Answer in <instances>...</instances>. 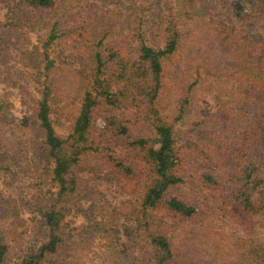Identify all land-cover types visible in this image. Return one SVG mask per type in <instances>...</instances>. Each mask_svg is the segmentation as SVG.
<instances>
[{"label":"trees","instance_id":"16d2710c","mask_svg":"<svg viewBox=\"0 0 264 264\" xmlns=\"http://www.w3.org/2000/svg\"><path fill=\"white\" fill-rule=\"evenodd\" d=\"M18 1L41 21L61 5ZM174 1L152 30L155 46H133L98 10L61 18L66 30L48 43L59 39L80 62H94L96 78L66 137L51 123L49 86L35 102L32 126L53 162L56 197L37 205L45 240L15 263L8 240L17 233L0 218V264H81L65 221L91 170L106 171L135 215L123 238H108L102 264H264V0ZM184 32L199 58L225 61L234 83L187 84L173 59ZM45 60L52 68L47 52ZM184 177L193 178L192 195L180 188Z\"/></svg>","mask_w":264,"mask_h":264},{"label":"rangeland","instance_id":"374dc122","mask_svg":"<svg viewBox=\"0 0 264 264\" xmlns=\"http://www.w3.org/2000/svg\"><path fill=\"white\" fill-rule=\"evenodd\" d=\"M175 6L174 0H61L56 17L41 21L23 9L18 0H0V104L4 106L0 113V218L17 233L16 241L8 240L14 246L12 263L45 240L40 228H46L37 205L44 197L55 198L57 192L52 182L53 162L46 156L36 126H32V108L49 86L50 120L56 133L66 137L74 109L83 103L86 92L93 90L96 78L94 62H80L59 39L48 43L53 32L66 30L61 18L82 9L98 10L99 16L112 20L114 31L127 37L133 46H155L152 30ZM192 36L183 33L173 56L187 84L215 88L226 80L234 83L235 73L226 71L222 58H199ZM45 52L53 62L52 68H47ZM169 114L173 117L177 112ZM177 127L187 130L184 122ZM105 172L96 176L94 170L83 173L89 188L75 198L65 221V231L70 235L69 253L75 257L71 259L81 264H102L108 238H123L135 216L128 197ZM184 179L180 188L192 195L197 191L193 178ZM177 232L170 234L172 242ZM257 236L264 237V219L257 227ZM191 246L202 250L199 244L192 242Z\"/></svg>","mask_w":264,"mask_h":264}]
</instances>
